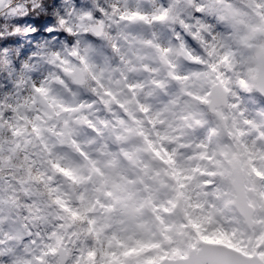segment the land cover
I'll return each instance as SVG.
<instances>
[{
	"label": "clouds",
	"instance_id": "1",
	"mask_svg": "<svg viewBox=\"0 0 264 264\" xmlns=\"http://www.w3.org/2000/svg\"><path fill=\"white\" fill-rule=\"evenodd\" d=\"M0 264H264V0H0Z\"/></svg>",
	"mask_w": 264,
	"mask_h": 264
}]
</instances>
